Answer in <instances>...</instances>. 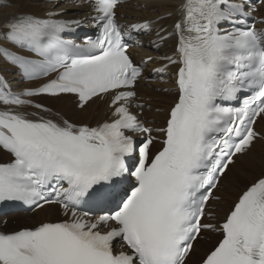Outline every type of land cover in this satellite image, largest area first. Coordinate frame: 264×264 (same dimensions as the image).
Instances as JSON below:
<instances>
[{"label": "snow or ice", "instance_id": "snow-or-ice-1", "mask_svg": "<svg viewBox=\"0 0 264 264\" xmlns=\"http://www.w3.org/2000/svg\"><path fill=\"white\" fill-rule=\"evenodd\" d=\"M88 2L98 34L82 44L64 38L82 21L58 18L62 11L18 13L2 25L7 40L37 57L5 50L11 63L26 79H48L18 93L0 80V150L10 155L0 163V204H56L64 218L0 231V264H188L203 232L220 238L199 264H264V172L223 217L210 210L236 158L264 140L254 127L264 119V28L246 22L252 0H181L173 30L157 33L175 40L154 69L175 89L158 127L141 119L135 90L154 58L136 63L128 52L132 31H150L151 22L124 29L117 8L125 0ZM42 95H72L81 111L106 100L108 116L47 118L51 110L32 99Z\"/></svg>", "mask_w": 264, "mask_h": 264}, {"label": "bare ground", "instance_id": "bare-ground-1", "mask_svg": "<svg viewBox=\"0 0 264 264\" xmlns=\"http://www.w3.org/2000/svg\"><path fill=\"white\" fill-rule=\"evenodd\" d=\"M41 1L43 0H34L33 4H28L27 0H5L6 3L0 0V75L3 78H8L13 81L12 85L17 87V92H20L28 86H39L42 82L24 85L25 83L19 80L20 73L17 67L11 63L9 57L4 54L5 50L8 53L10 50L19 52L22 50L15 46L11 41L7 40L5 36L6 29H4L2 25L7 17L18 13H31L36 17L46 18V12L48 10H55L63 12V15L58 17L60 19L82 20V28L86 30L94 29L91 24V16L93 15V12L89 4L81 3L80 0L77 2L71 0H67V2L66 0H56L57 3L44 6ZM180 2L181 0H134L133 4L125 5L118 10L120 22L128 24L126 29L134 23H142L144 21L151 22V31L147 35L146 40H142V37L138 35V43L142 41L141 47H134L131 54L137 63L146 59L148 56L154 58V61L147 64L143 79L136 87L139 96L137 102L145 105L142 114H140L141 119L145 124L152 127L163 125L166 118L164 112L166 111L167 114L168 108L175 99V89L171 76L167 74L161 76L153 75V70L163 66V63H166V61L161 60V57L165 54H172V49L175 43L174 38H169L167 41L162 42L157 33H160V35H166L167 32L173 30V25L179 15L176 8ZM134 3L136 6H134ZM4 4H6L5 7L3 6ZM142 6L144 7L142 8ZM170 13L171 15H169ZM255 17L259 20L264 18V4L258 10ZM260 26L261 28H264V24H260ZM157 44H159L158 49L156 47ZM169 67L172 71L175 70L172 66ZM153 89H172V91L158 93ZM39 99L47 103V105H44L45 108H51V115L47 116V118L56 119L58 118L56 114H59L60 117L73 123L95 124L96 121L104 120L108 116L106 100H95L88 108L81 111L77 108L76 99L72 96H41ZM149 107H151V110H149ZM27 111L32 112L35 111V109L29 108ZM255 126L260 133L264 134V119H259ZM256 148H259L261 152H263L257 154L255 152ZM0 159L4 160L0 163L8 162L10 160V155L3 150H0ZM238 164H240L239 168H237ZM263 171L264 141L259 140L254 144L250 153L236 158V163L230 166V170L222 178L219 190L217 191V195L221 196L222 199L220 202L212 204L214 207L218 208V211L215 213L220 215L224 211H227V208L231 202L234 201L239 190L248 185ZM226 182L227 184L224 188ZM234 184L235 187H233ZM226 189H228L229 193L225 195L224 191ZM54 213H61L57 206L46 207L35 215H27L23 213L8 214L4 217H0V228L3 226L6 219H8L7 228L3 229L6 232L18 230L23 227H31L39 222L51 220ZM207 237L209 238V241L198 240L196 242L195 250L189 257L190 264H198L201 256L216 240L220 238L214 234H207ZM200 242L203 243L200 245Z\"/></svg>", "mask_w": 264, "mask_h": 264}, {"label": "rangeland", "instance_id": "rangeland-1", "mask_svg": "<svg viewBox=\"0 0 264 264\" xmlns=\"http://www.w3.org/2000/svg\"><path fill=\"white\" fill-rule=\"evenodd\" d=\"M2 2L4 1L5 2V0H1ZM134 1V0H133ZM133 1L132 2H129L128 3V5L130 4H133ZM141 1V0H140ZM33 2H34V0H27V3L28 4H33ZM6 3V2H5ZM41 3L45 6H47V5H50V4H55L56 2L54 1V0H52L51 1V3H49V2H47L46 0H43V1H41ZM4 7L6 6V4H4L3 5ZM134 6H136V4L134 3ZM144 6H142V8H143ZM149 31H147L145 34H143V35H141V37H145L146 35H147V33H148ZM143 40H146V38H143ZM7 46V45H6ZM9 47V46H8ZM153 49H155V48H153ZM153 72H154V70H153ZM4 80L7 82V84L10 86V87H14V88H16V86H13L12 84H13V81H9V79L8 78H4ZM150 88H152V87H150ZM154 91H157L158 93H167L166 91H164V90H161V89H153ZM36 101L40 104H43V105H47V103L45 102V101H43V100H40L39 98L38 99H36ZM150 101V100H149ZM49 108V107H48ZM51 109V108H50ZM149 110H151V107H149ZM165 113V115H166V111L164 112ZM255 152L257 153V154H260V153H262L261 152V150L259 149V148H256V150H255ZM4 160L3 159H0V162H3ZM240 167V164H238L237 165V168H239ZM264 172V171H263ZM262 173V172H261ZM228 179H229V177H228ZM229 181V180H228ZM227 184V182L224 184V188H225V185ZM230 187H231V185H230ZM233 187H235V184L233 185ZM223 189V188H222ZM224 193H225V195L226 194H228L229 192H228V189H226L225 191H224ZM221 201V200H220ZM220 201H217L216 203H218V202H220ZM232 203V202H231ZM228 210V209H227ZM5 228H7V220H5V223L3 224V226L0 228V229H5ZM206 241H209L208 239H205ZM201 243H203V242H200V245H201ZM209 246H210V244H209ZM190 264V263H189Z\"/></svg>", "mask_w": 264, "mask_h": 264}]
</instances>
